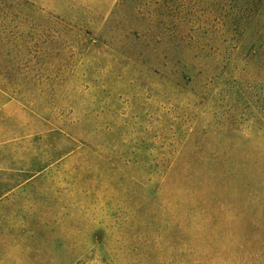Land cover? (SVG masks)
<instances>
[{
	"label": "rangeland",
	"instance_id": "rangeland-1",
	"mask_svg": "<svg viewBox=\"0 0 264 264\" xmlns=\"http://www.w3.org/2000/svg\"><path fill=\"white\" fill-rule=\"evenodd\" d=\"M212 7L0 0V264H264V65Z\"/></svg>",
	"mask_w": 264,
	"mask_h": 264
},
{
	"label": "trees",
	"instance_id": "trees-1",
	"mask_svg": "<svg viewBox=\"0 0 264 264\" xmlns=\"http://www.w3.org/2000/svg\"><path fill=\"white\" fill-rule=\"evenodd\" d=\"M211 1L213 50L234 52L244 64L264 65V0Z\"/></svg>",
	"mask_w": 264,
	"mask_h": 264
}]
</instances>
